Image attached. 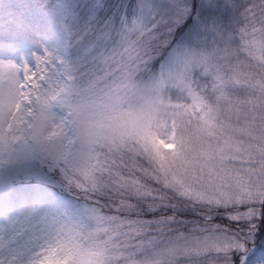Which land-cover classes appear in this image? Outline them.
<instances>
[{"label":"snow or ice","instance_id":"obj_1","mask_svg":"<svg viewBox=\"0 0 264 264\" xmlns=\"http://www.w3.org/2000/svg\"><path fill=\"white\" fill-rule=\"evenodd\" d=\"M29 8L41 38L0 44V264H264V0Z\"/></svg>","mask_w":264,"mask_h":264},{"label":"rangeland","instance_id":"obj_2","mask_svg":"<svg viewBox=\"0 0 264 264\" xmlns=\"http://www.w3.org/2000/svg\"><path fill=\"white\" fill-rule=\"evenodd\" d=\"M13 6L11 11L0 10V44L9 41L25 45L28 40L41 38L39 21L29 8V0H9Z\"/></svg>","mask_w":264,"mask_h":264},{"label":"clouds","instance_id":"obj_3","mask_svg":"<svg viewBox=\"0 0 264 264\" xmlns=\"http://www.w3.org/2000/svg\"><path fill=\"white\" fill-rule=\"evenodd\" d=\"M3 2V0H0V3H2Z\"/></svg>","mask_w":264,"mask_h":264}]
</instances>
